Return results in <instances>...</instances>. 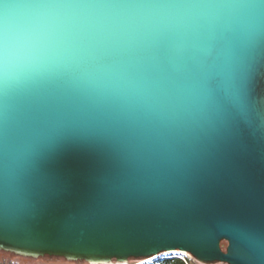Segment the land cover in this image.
I'll use <instances>...</instances> for the list:
<instances>
[{
	"label": "snow or ice",
	"instance_id": "6c2138e0",
	"mask_svg": "<svg viewBox=\"0 0 264 264\" xmlns=\"http://www.w3.org/2000/svg\"><path fill=\"white\" fill-rule=\"evenodd\" d=\"M221 194L241 213L183 238L264 264V0H0V246L150 264L164 225Z\"/></svg>",
	"mask_w": 264,
	"mask_h": 264
},
{
	"label": "water",
	"instance_id": "95a60500",
	"mask_svg": "<svg viewBox=\"0 0 264 264\" xmlns=\"http://www.w3.org/2000/svg\"><path fill=\"white\" fill-rule=\"evenodd\" d=\"M247 171L254 181L258 179L257 170L253 165L249 164ZM74 177L77 188L82 187L84 169L80 167L74 169ZM75 201L76 195L73 194L66 198L64 202L53 205L36 219L33 227L38 240L54 242L63 235L65 231V219L74 206ZM242 210L243 205L238 204L231 195L221 194L197 208L185 224L164 225V238L149 245L151 247L159 246V251H153L151 255L155 256L165 252H178L185 255L184 253L187 252V255L192 256L201 263L220 262L237 264V261L231 255L232 241L227 235L219 233L214 241L193 248L183 238L182 232L186 227L192 226L212 229L222 220L238 216ZM224 242L227 243L225 249L222 246ZM0 249L30 257H41L44 255L56 256L49 251L34 252L25 244L22 237L17 236L6 237ZM22 251L37 255L26 254ZM141 258L149 257L146 254Z\"/></svg>",
	"mask_w": 264,
	"mask_h": 264
},
{
	"label": "rangeland",
	"instance_id": "374dc122",
	"mask_svg": "<svg viewBox=\"0 0 264 264\" xmlns=\"http://www.w3.org/2000/svg\"><path fill=\"white\" fill-rule=\"evenodd\" d=\"M9 252H11V251H9ZM12 253H14V252H12ZM165 253H161V254L155 255L154 257H156V258L152 259L150 261V264H156V263L160 262L161 260L169 258V257L185 256L182 253H178V252H167L168 253L167 256L165 255ZM7 257H13L14 258V256L11 255V254H8ZM25 257H30V256H25ZM57 257L58 256H56V258H44V259H36V260H31V259L27 260V259L23 258V259H19V262L21 264H25L26 262H28L30 264H58V262L60 261V258H57ZM34 258H38V257H34ZM142 259L147 260L148 258H142ZM193 263L194 264H225V263H220V262H216V263H201V262L197 261L194 258H193Z\"/></svg>",
	"mask_w": 264,
	"mask_h": 264
},
{
	"label": "trees",
	"instance_id": "16d2710c",
	"mask_svg": "<svg viewBox=\"0 0 264 264\" xmlns=\"http://www.w3.org/2000/svg\"><path fill=\"white\" fill-rule=\"evenodd\" d=\"M227 243L224 242L222 244L223 246V249H225ZM0 253H2L5 257V264H21L19 262V259H27V260H36V259H44V258H56V256H51V255H44V256H41V257H38V258H34V257H25V256H22V255H18V254H15V253H12V252H9V251H6V250H1L0 249ZM8 254H11L14 256L13 257H7ZM6 255V256H5ZM57 258H60V257H57ZM25 264H30L28 262H26ZM156 264H187V262L179 257H169V258H166V259H163L161 260L160 262L156 263Z\"/></svg>",
	"mask_w": 264,
	"mask_h": 264
},
{
	"label": "built area",
	"instance_id": "2783aa9c",
	"mask_svg": "<svg viewBox=\"0 0 264 264\" xmlns=\"http://www.w3.org/2000/svg\"><path fill=\"white\" fill-rule=\"evenodd\" d=\"M174 257H179L187 262V264H194L193 263V257L190 255H185V256H174Z\"/></svg>",
	"mask_w": 264,
	"mask_h": 264
},
{
	"label": "crops",
	"instance_id": "0c3cea01",
	"mask_svg": "<svg viewBox=\"0 0 264 264\" xmlns=\"http://www.w3.org/2000/svg\"><path fill=\"white\" fill-rule=\"evenodd\" d=\"M5 257L2 253H0V264H5Z\"/></svg>",
	"mask_w": 264,
	"mask_h": 264
},
{
	"label": "bare ground",
	"instance_id": "6f19581e",
	"mask_svg": "<svg viewBox=\"0 0 264 264\" xmlns=\"http://www.w3.org/2000/svg\"><path fill=\"white\" fill-rule=\"evenodd\" d=\"M23 253H26V254H30V255H37L35 253H30V252H26V251H22Z\"/></svg>",
	"mask_w": 264,
	"mask_h": 264
}]
</instances>
